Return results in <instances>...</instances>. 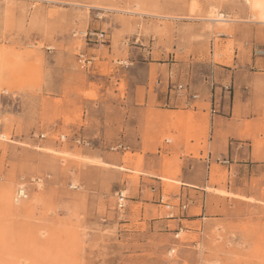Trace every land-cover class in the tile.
<instances>
[{"label":"rangeland","instance_id":"obj_1","mask_svg":"<svg viewBox=\"0 0 264 264\" xmlns=\"http://www.w3.org/2000/svg\"><path fill=\"white\" fill-rule=\"evenodd\" d=\"M214 9L227 21L210 20ZM257 20L245 0H0V264H264V158L240 180L249 198H233L225 164L213 161L206 201L190 206L199 214L205 204V219L180 227L173 219L188 199L180 198L177 157L160 156L163 198L142 215L129 200L143 156L110 150L121 134L114 100L129 90L130 101L134 84H186L209 108L214 70L227 69L250 72L234 97L253 108L254 147L264 148V22ZM93 32L104 42L84 38ZM120 70L119 84L108 79ZM19 185L27 197L16 203ZM119 190L128 197L123 213Z\"/></svg>","mask_w":264,"mask_h":264},{"label":"crops","instance_id":"obj_2","mask_svg":"<svg viewBox=\"0 0 264 264\" xmlns=\"http://www.w3.org/2000/svg\"><path fill=\"white\" fill-rule=\"evenodd\" d=\"M234 62L237 60L234 59ZM149 69L147 67V71ZM116 72L108 79L114 77L119 84L123 70ZM227 76H231L228 82ZM108 79L106 78L107 82L101 91L103 95L107 88L111 87V81ZM249 79V71L214 70L211 83L212 85L215 84L213 82L217 84L214 86V96L209 99V108L198 105L207 104L208 100L206 99H187L185 101L183 98H174L163 79H160L159 83L155 81L152 89L149 87L148 78L141 83L134 84L133 96L130 101L128 99L129 90L121 98L118 96L119 91L114 90V94L118 96L114 100V107L122 116L120 143L126 146L127 150L130 149L133 153L143 156L141 167L144 172L139 176L136 200H129L130 203L142 205V215L146 205L158 206L163 198L160 194L161 177L156 173H160L162 168L160 158L162 154L175 156L181 162L180 198L183 199V193H185L188 203L185 205V212L177 219H173L178 221L180 227H182L181 222L183 221L193 223L202 222L205 219V204L201 205L199 214L191 212L190 206L198 198L201 202L206 201L209 195L206 189L210 184V168L213 161L217 163V159L227 161L224 165L228 173L226 187L231 191L233 198L240 195H244L245 198L250 197L247 189L242 183L240 184V180L244 178L245 171L255 170L256 166L252 164L257 159L264 158V148L254 147L253 108L236 101L234 97L235 86L244 89L249 86ZM227 86L233 88V93L227 95L228 91L225 90ZM215 89L222 91L219 98H216ZM192 91L195 90L192 89ZM79 99L86 102L81 97ZM165 104L167 107L163 106ZM181 104H184L185 107L178 108ZM179 109H182L183 113H178ZM83 120L86 121V114L83 115ZM110 120L116 121L112 118ZM112 127L117 129L118 125L113 124ZM165 134L173 136V139L161 142V137ZM206 137L207 151L202 147ZM97 141L104 143L102 137H99ZM103 159L106 163H111L108 156L104 155ZM231 174L234 178L233 185ZM212 186L213 189H218L219 184ZM147 188L153 192L151 198L146 196ZM191 192L194 194L193 198H190ZM218 198L223 197L219 195ZM225 199L232 200L228 197ZM148 217L153 218L150 209ZM166 218H174L173 213H170Z\"/></svg>","mask_w":264,"mask_h":264},{"label":"built area","instance_id":"obj_3","mask_svg":"<svg viewBox=\"0 0 264 264\" xmlns=\"http://www.w3.org/2000/svg\"><path fill=\"white\" fill-rule=\"evenodd\" d=\"M89 36V37H86ZM104 34L102 32L96 33H85V39H87L88 41H96V42H104V38L103 37ZM170 94L174 97V98H183L185 101H187V99L190 100H197L199 99L200 95L195 92L192 91L191 87L186 85V84H172L171 87L169 88ZM45 135L41 134V138H43ZM61 140H65V135H61L60 136ZM74 142L76 144H85V145H89L90 143L85 141L84 139H81L80 137H75L74 138ZM110 150L113 151H126L127 147L122 145L121 143H116L114 145L110 146ZM216 162L218 163H223L226 164L227 161L225 159H217ZM18 192L16 194L17 199L19 200H23L27 197V193H26V189L24 187V185H19L18 186ZM22 189V190H21ZM127 199L128 197L123 193V191H117L116 192V208L118 212L123 213L124 210L127 207ZM182 209H185V205L181 206Z\"/></svg>","mask_w":264,"mask_h":264},{"label":"bare ground","instance_id":"obj_4","mask_svg":"<svg viewBox=\"0 0 264 264\" xmlns=\"http://www.w3.org/2000/svg\"><path fill=\"white\" fill-rule=\"evenodd\" d=\"M245 1L248 4V6H249V8L253 14V17L258 19L260 21L259 23H261V22L263 23L264 22V0H245ZM209 19L216 21V22L227 21V19L224 17V15L217 12V11L215 12V9L210 11ZM18 188L16 190V193L18 192ZM13 201L16 203H18L20 201L19 199H17L16 194L13 196Z\"/></svg>","mask_w":264,"mask_h":264}]
</instances>
